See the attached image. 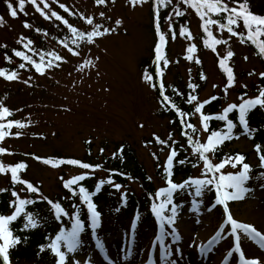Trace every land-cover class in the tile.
<instances>
[{
	"label": "snow or ice",
	"instance_id": "6c2138e0",
	"mask_svg": "<svg viewBox=\"0 0 264 264\" xmlns=\"http://www.w3.org/2000/svg\"><path fill=\"white\" fill-rule=\"evenodd\" d=\"M4 3L7 13L12 19L19 18L20 14L27 16L28 13L25 10L26 5L31 4L35 12L39 13L44 20L59 22L57 26L62 25L68 33L64 40L61 41L62 46L74 57L81 55L80 48L82 43L93 45L98 38L116 33L117 29L123 23L121 19H116L114 21L115 27H105L102 23H96L94 16L80 15L79 19L90 26V29L80 30V28L70 23L64 15L52 10V6L46 0H4ZM53 3L58 4L59 8L68 16L74 15L59 0H53ZM94 3L96 6L107 7L109 3L115 4V0H94ZM126 3L133 10L137 7L142 8L144 5H149L150 7L154 34L157 38L153 48L154 57L152 60V64L155 66L157 80L154 81L153 75L147 70L144 71L142 80L149 88L158 90V94L162 98L161 106L164 111L175 114V118L170 119L169 122L179 129L180 136L184 138L183 142L178 141L172 132H169L165 139H161L158 135H153L155 144L162 146L161 151L167 148L168 152L164 163L162 165L157 164V167L162 169V178L166 186L160 187L148 196L150 213L155 217V222L159 225V232L155 236L152 247L155 248L156 244H159L160 259L167 264L169 257L172 255V250L171 245L166 246L165 244L166 237L171 236L172 244H178L182 239L178 229L175 227L180 211L184 207L183 204L178 202V198L181 195L190 197V210L193 213L199 214L203 206L205 194L215 192L211 205L207 207V212L211 213L217 206H220L223 212V220L219 226V230L207 241V244L200 246V254L206 255L208 252H211L215 245L224 238L223 234L225 229L230 225V230L227 235L234 239V247L227 253V257L232 259V264H237V260L233 259L234 254L238 258V264H264L262 260L246 258L241 248L242 234L248 240L254 242L261 250H264V233L252 224L236 220L229 209L230 202L242 201L254 192V189L249 186V181L253 178V167L245 162L246 156L240 153L234 155L224 154L217 157V153L226 141L240 138V136L234 135V130L238 126L242 130L241 135L247 136L249 139L254 138L253 132L257 131V129L249 126L248 117L250 112L256 109L257 106L261 110H264V86H257L258 95L247 97V93L245 92L238 97L240 103H226V106L222 108L219 114L212 115L206 114L203 110L206 105L211 104L212 101L219 100L220 97L212 95L210 98L201 101L196 94L199 84L189 81L187 88L191 91L187 94L185 102L192 107L190 110H183L169 95L165 94L166 89L162 82L164 71L161 68V64H163L164 68H167L170 64L165 48L168 44L169 34H171V40L173 42L177 39V30L173 27L174 24H176L178 18H184L186 14H190L189 10H191L201 22L200 28L203 32V46L206 49H210L213 53H216L218 67L226 76V83L221 88V91L223 96L227 97L229 89L233 88L237 83L233 68L229 66V61L235 55L229 46V41L232 37H236L241 44H250L256 50L255 55L264 59V39H262L264 37V14L253 13L249 0H126ZM169 8L171 10L165 12L164 15V23L167 24V31H162L161 12ZM99 16L102 19H110L106 18L104 12H100ZM22 23L25 29H31L33 27L27 21H23ZM4 24V18L0 16V27H3ZM213 26L221 33L220 38L214 35ZM35 30L36 32H40L39 27ZM223 33H227L228 38H224ZM43 34L45 36L48 35L47 32ZM178 35L187 41L194 39L187 23H180L178 25ZM16 43L23 50L12 49L11 56L6 51L5 60L11 64L13 57L19 58L22 62L19 63L18 69H26L30 66L36 73L44 76L48 70L59 68L61 63L67 62L64 57L58 55L56 52L41 53L38 49H34L33 41L23 35L19 36ZM219 45L228 46L223 55L217 52V46ZM0 48L7 50V45H0ZM28 53H31V55ZM196 53V44L189 43L186 47L184 59L189 62L194 61L199 65L201 61L196 58ZM37 56L39 59L34 58ZM96 59L98 60L99 58L97 57ZM244 59L247 60L248 57L245 56ZM95 66L93 60H84L76 70L83 72L85 69ZM248 75H258L261 80H264V72L257 74L255 71H252ZM0 78L8 82L17 81L20 79L19 71L0 68ZM200 79H207L203 72L200 73ZM29 80H31V77L25 80L24 83L27 84ZM216 87L218 86L214 84L213 88ZM242 87L247 88V85H242ZM105 91H108V89H105ZM173 92L177 96L184 95L175 88H173ZM234 112L238 113V123L234 122V119L229 118V115ZM12 115V111L0 103V142H3L10 135L19 137L23 134L22 132L12 133L11 129H24L29 126L24 121L8 119ZM193 116H198V124L189 122L190 117ZM177 120L179 121L178 124ZM213 120L224 122V126L218 130H210L209 122ZM139 127L143 128L144 125L140 124ZM261 127L264 128V125ZM203 134H206V136L202 140L201 136ZM86 143L91 144V141H86ZM100 151L103 153L104 150L100 149ZM254 151L259 161L258 167L264 169V146L258 142L254 146ZM181 153H189V156L180 158ZM5 154L11 155L12 153H9L6 148L0 147V155ZM152 155L154 159L159 161L156 153H152ZM33 158L52 168L71 165L83 170H90L92 173L102 168L101 164L93 165L75 158L53 159L38 156H33ZM112 158L119 159L121 163L124 162L125 149L123 145L112 154ZM188 164H191L192 168H200V175L197 177L189 175L179 182L175 181L173 177L176 174L175 169L177 166H185ZM27 167L28 165L24 162H18L15 165H4L0 163V174H10V182L13 186L22 185L23 188L21 191L31 194L26 198H21V195L16 190L10 191L8 188H0V194L10 192V197L14 198L8 201V207L11 210L10 214L0 212V261H2V264H11L10 250L15 249L22 242L26 244L29 239L28 236L21 237L15 235L14 232L36 230L42 228L47 223V217H42L38 211L29 210L31 206L37 203H46L48 206L47 210L52 218L61 224L54 238L49 236L47 238L48 242L40 246L39 252L50 251L55 264H80V261L75 259V253L82 247L83 242L81 237L85 233V221L87 220L90 221L89 227L91 228L93 238H95L96 249L103 255L107 264H113L112 260L106 254L105 244L96 234L97 229L101 226V212L98 211V205L94 202L93 198L106 185L120 192L123 185L115 182L111 176L125 174L121 172L111 173L108 178L99 180L94 186L93 191H90L86 186L81 184L82 181L89 178V172L75 175L70 179L61 177L63 188L67 190L70 197L76 198L79 201V204L75 202L71 204L72 211L69 212L60 200L49 198L44 194L40 186L34 185L32 182L24 180L21 177L20 174ZM227 167L235 171L225 172L224 170ZM125 178L132 179L130 176H125ZM256 179L264 180V171L260 172ZM147 180L151 182L152 177L148 176ZM127 196L128 194L126 192L121 194L120 207H117L114 211L119 212L122 207L127 206ZM68 198L66 196L63 199ZM84 209H86V216L83 211ZM82 216H84V219H82ZM21 218L22 226L14 230L11 225ZM64 218H67L70 228L63 226ZM140 220L141 214L137 211L131 223L130 244L135 243L136 230ZM166 227L170 229V232L166 231ZM177 252H179V249H177ZM129 255H131L130 249L125 259H128ZM147 264H154L151 256H149ZM170 264H176V261L172 260ZM224 264H228V260H225Z\"/></svg>",
	"mask_w": 264,
	"mask_h": 264
},
{
	"label": "rangeland",
	"instance_id": "374dc122",
	"mask_svg": "<svg viewBox=\"0 0 264 264\" xmlns=\"http://www.w3.org/2000/svg\"><path fill=\"white\" fill-rule=\"evenodd\" d=\"M249 4L253 13L264 14V0H249ZM100 12L90 10L88 14L100 17ZM108 15L114 19L116 16L124 18L129 35L102 40L87 48L79 57L72 56L62 47H52L67 61L61 63L55 71L44 76H23L19 81L8 82L0 79V103L17 110L22 109L19 117L29 125L20 131L23 137L8 142L11 150L31 151L43 156L84 158L87 153L86 141H92L94 154H100L103 147H107V153L111 152L126 141L134 145L147 170L154 172L153 159L143 148L142 138H149L153 131L165 136L168 130L167 121L160 119L155 113L157 103L153 93L139 80V64L149 55L146 49L149 48L150 51L154 41L150 12L147 7L131 11L125 4L120 3ZM8 22L10 26L0 27V43L15 45L19 36L24 35V30L20 23H12L10 19ZM222 35L228 38L225 33ZM229 46L236 52L239 72L263 70L253 54L235 39H230ZM226 47L228 46L224 45V50ZM245 56L248 57L247 60L244 59ZM84 60H93L96 66L83 72L77 71ZM2 61L0 58V64ZM29 77L31 80L24 83ZM242 80L251 81L248 78ZM216 82L217 78L212 77L209 80L210 86L202 99L215 93L213 85ZM237 100L238 94L232 91L231 102ZM140 124L144 127H139ZM29 135L42 137L31 138ZM233 149L249 153L250 162L257 163L250 142L242 139L234 144ZM30 171V176L42 183L49 196L58 194L60 172L34 164ZM77 174L75 171L66 172L67 177ZM1 186H5L4 181ZM231 213L236 220L252 224L264 233V188L256 191L245 203L234 205ZM221 218L213 212H207V209L200 210L199 214L189 210L179 221L182 240L179 246L171 248L172 255L167 264L172 260L176 264H199L194 258H210L212 254H217L215 264L220 263L224 253L220 254L216 249L226 250L227 241L220 240L206 255H201L199 248L206 245L215 234ZM126 238L127 233L123 231L102 241L113 264H147L146 241L142 239H137L133 253L125 259L129 252ZM248 241L243 240L249 257L264 261V250ZM77 260L80 264H107L103 255L94 247L87 256ZM154 264L165 262L157 258Z\"/></svg>",
	"mask_w": 264,
	"mask_h": 264
},
{
	"label": "trees",
	"instance_id": "16d2710c",
	"mask_svg": "<svg viewBox=\"0 0 264 264\" xmlns=\"http://www.w3.org/2000/svg\"><path fill=\"white\" fill-rule=\"evenodd\" d=\"M171 9H166L165 12L170 11ZM47 11V10H45ZM51 28H54L53 21H47ZM180 23H187L188 20L185 16L184 18H178V23L174 24V28L178 30V25ZM61 30V28H60ZM55 32H58L55 29ZM36 30L32 29V36H34L33 48L40 50L43 41L36 36ZM68 34H65L64 37L62 35V32L57 36L53 37L56 42L63 41L64 38ZM142 71L144 72L147 70L150 74L154 77V67L152 66L150 60H146L142 66ZM264 85V80L261 81ZM173 88L177 89L179 92L183 93V96H177L173 92ZM191 90L186 87H184L183 90L180 89L179 86H171L168 88V94L172 100H174L183 110H190L192 106L188 105L186 101V96ZM197 94V93H196ZM156 96L159 99V101L162 104V99L160 98L158 94V90H156ZM220 99L216 101H212L211 104H209L207 109V114L216 115L219 114L221 109L223 108L224 103L227 101V97L219 96ZM159 116L162 118L167 117L169 120L175 118V114L172 112H165L163 107H161V110L159 111ZM231 119H234L235 122L236 118L234 115L230 117ZM249 119V125L251 128L257 129V131L253 132V137L255 138L258 136V141H260V137L258 134H260L264 128L261 126L264 125V110H257L250 112V115L248 117ZM190 122L193 123V117H190ZM178 124V121H177ZM210 130L216 129L218 130L220 128V125L223 124L220 121H210ZM170 128L172 133H176V140L183 142L184 138L180 136L179 129L170 123ZM242 130L239 128L236 131H234V135H239ZM145 140V139H144ZM146 145H148V142H145ZM229 142L224 143L221 146V150L217 153V157L222 156L226 153V148L228 146ZM149 146H155L157 147V144L153 143ZM148 146V147H149ZM160 146V145H158ZM0 147H2L0 142ZM151 148V147H150ZM125 159L124 162L121 163L119 159H113L112 157L105 158L104 161H102L100 164L102 165V168L99 170L104 171L105 178H108L109 175L113 172H121L125 175H112L111 178L117 182L121 183L124 186L128 185L126 183L127 181H131L136 185L135 189L127 190L126 193L127 196V206L122 207L119 212L114 211L117 207H120L121 204V194L124 193L122 191L117 192L114 188H111L110 186H104L102 191L95 196L94 202L97 203L99 206V209L102 211L103 221L104 223L101 224L100 228L97 229L99 234H108L112 230L118 229L119 224L127 219H129V216L136 213L137 211L139 213H143L145 211V205L150 204V201L148 200V196L153 193L157 189V184L155 180L164 181L162 178V171L161 169L157 170V173L152 177V181L149 182L147 180V177L150 176L148 172L146 171L144 165L139 161L137 157L136 150L131 145L125 144ZM152 153H155L153 149H151ZM187 156V153H181L180 158H184ZM194 160V158H192ZM0 161H1V155H0ZM175 176L173 178H177L178 175H183L184 177H188L189 175L194 174V169L191 167V164L185 165V166H177L175 169ZM21 176H23V173H21ZM125 176L132 177L131 180L126 179ZM95 179L94 178H88V180L84 183V186H86L89 190H94L95 186ZM122 187V188H123ZM10 191L16 190L20 193L19 189H22V185H16L13 186L11 183H9L7 187ZM61 191L63 192V196L57 197L53 200H60L62 204L65 206V208L68 211H72L71 204L73 202L79 204L78 199L70 197V194L67 193V190L64 189L62 186H60ZM130 189V188H127ZM31 194L24 193V198L30 196ZM68 196V199H63L64 197ZM215 194L212 192L211 196L209 198V201L212 203L214 199ZM9 199H14L10 197V192L0 194V212L4 214H10V209L8 207V201ZM179 203L187 204L185 195H181L178 198ZM48 206L46 203H37L34 206H31L29 210L31 211H38L42 217H47V223L44 224L42 228L36 229V230H30L25 232L16 231L14 232L15 235H19L21 237L28 236L29 239L27 243H21L18 245L15 249L10 250V259L12 260L13 264H55L54 258L52 257L50 251L46 250L45 252L41 253L39 252V248L41 245H44L48 242V237L52 236L54 238V235L59 230V227H61V224L59 222H56L51 214L48 212ZM84 214L86 216V209L83 210ZM82 219H84V216H82ZM118 223V226H110L108 227V223ZM90 221H85V233H83L82 238V247L81 249L75 253V256L82 254L83 252H86L89 245L92 244L93 236L91 233V228L89 227ZM146 225V223H145ZM22 226V218L18 219V221L14 222L11 227L15 229H19ZM65 227L70 228V224L68 223L67 218H64V225ZM0 264H2V261H0Z\"/></svg>",
	"mask_w": 264,
	"mask_h": 264
},
{
	"label": "bare ground",
	"instance_id": "6f19581e",
	"mask_svg": "<svg viewBox=\"0 0 264 264\" xmlns=\"http://www.w3.org/2000/svg\"><path fill=\"white\" fill-rule=\"evenodd\" d=\"M216 256L217 255L215 254L214 257H213V259H216ZM194 260H196L199 264H213L212 262L207 261V260H203V259H201L199 257L194 258Z\"/></svg>",
	"mask_w": 264,
	"mask_h": 264
}]
</instances>
